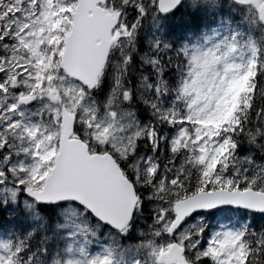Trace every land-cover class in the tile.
<instances>
[{"label": "snow or ice", "instance_id": "snow-or-ice-1", "mask_svg": "<svg viewBox=\"0 0 264 264\" xmlns=\"http://www.w3.org/2000/svg\"><path fill=\"white\" fill-rule=\"evenodd\" d=\"M0 264H264V0H0Z\"/></svg>", "mask_w": 264, "mask_h": 264}]
</instances>
